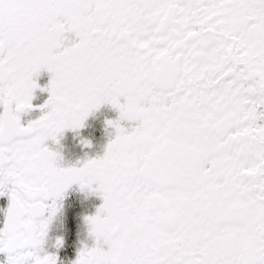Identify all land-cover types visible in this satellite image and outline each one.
Segmentation results:
<instances>
[{
	"label": "snow or ice",
	"instance_id": "6c2138e0",
	"mask_svg": "<svg viewBox=\"0 0 264 264\" xmlns=\"http://www.w3.org/2000/svg\"><path fill=\"white\" fill-rule=\"evenodd\" d=\"M0 264H264V0H0Z\"/></svg>",
	"mask_w": 264,
	"mask_h": 264
}]
</instances>
